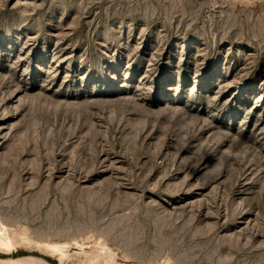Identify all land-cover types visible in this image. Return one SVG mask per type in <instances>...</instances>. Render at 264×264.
Listing matches in <instances>:
<instances>
[{
    "label": "rangeland",
    "instance_id": "obj_1",
    "mask_svg": "<svg viewBox=\"0 0 264 264\" xmlns=\"http://www.w3.org/2000/svg\"><path fill=\"white\" fill-rule=\"evenodd\" d=\"M0 231V264H264V0H0Z\"/></svg>",
    "mask_w": 264,
    "mask_h": 264
},
{
    "label": "bare ground",
    "instance_id": "obj_2",
    "mask_svg": "<svg viewBox=\"0 0 264 264\" xmlns=\"http://www.w3.org/2000/svg\"><path fill=\"white\" fill-rule=\"evenodd\" d=\"M0 244L7 248H10L12 246V240L9 237H5L1 231H0ZM52 247H54L55 249L57 248L56 245Z\"/></svg>",
    "mask_w": 264,
    "mask_h": 264
}]
</instances>
